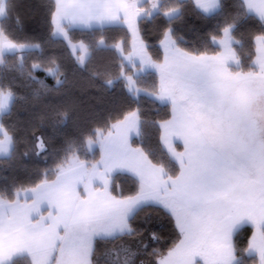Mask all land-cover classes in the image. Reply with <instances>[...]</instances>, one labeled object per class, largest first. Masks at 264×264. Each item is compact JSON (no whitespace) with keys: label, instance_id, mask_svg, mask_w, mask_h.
Segmentation results:
<instances>
[{"label":"snow or ice","instance_id":"obj_1","mask_svg":"<svg viewBox=\"0 0 264 264\" xmlns=\"http://www.w3.org/2000/svg\"><path fill=\"white\" fill-rule=\"evenodd\" d=\"M197 6L208 13L219 7V0H198ZM242 7L254 10L264 27V0H244ZM49 11L52 34L65 39L73 26L103 27L119 19L117 0H55ZM5 16V0H0V18ZM6 31L0 25V50L32 47L13 43ZM172 31L166 29L162 36L163 63L151 59L146 45L135 46L121 59L132 63L138 57L140 68L133 76L121 72L118 77L130 95L143 94L170 106L169 118L149 120L137 105L106 132L95 130L85 141L86 146L99 143V161L81 160L70 147L72 155L51 173L55 179L46 173L34 187L0 191V264L24 258H30V264H95L97 240L142 236L134 223L147 207L167 215L179 234L166 254L153 253L159 257L156 264H247L248 259L264 264V35L253 41L252 67L259 70L243 72L233 49L241 42L234 40L232 24L222 28L219 40L212 37L223 49L214 55L180 48ZM99 44H105L103 37ZM122 48L123 42L115 44L119 53ZM50 63L54 66L46 74L60 86L59 66ZM149 68L158 69L161 77L151 91L135 86V77ZM41 70L34 63L30 75ZM11 99L12 92L0 89V113L9 109ZM61 119L67 114L61 113ZM146 126L159 132L167 161L163 156L154 159L143 146H132L130 141L142 138ZM0 134V151L9 152L13 137L6 131ZM35 149L37 155L47 152L42 136L36 137ZM169 162L178 165V171ZM115 175H131L135 190L127 195L114 190ZM247 226L252 236L239 248L236 237ZM122 251L124 264H132L139 249L124 246Z\"/></svg>","mask_w":264,"mask_h":264},{"label":"trees","instance_id":"obj_2","mask_svg":"<svg viewBox=\"0 0 264 264\" xmlns=\"http://www.w3.org/2000/svg\"><path fill=\"white\" fill-rule=\"evenodd\" d=\"M161 1L153 16L138 22L141 40L154 62L163 61L160 44L166 29L173 30L172 36L180 48L214 55L220 48L212 42V37L219 40L222 28L232 24L233 38L241 42L233 45L240 60L238 70L256 71L252 67L255 58L253 41L256 36L264 35V27L260 19L242 7V0H221L220 9L213 15L201 12L193 0ZM54 4V0H7L6 16L0 21L7 29L5 35L13 43L39 45L4 55L0 65V89L13 93L11 108L2 116L1 125L14 140L11 155L0 157V191L14 193L18 188L34 187L45 179L46 173L48 179H55L51 173L66 155H72V151L81 160L99 161V143L86 146L85 141L95 130L106 132L109 125L137 105L149 120L162 121L170 115V106L155 103L143 94L130 95L124 80L118 78L121 72L129 77L134 74L133 68L123 63L115 49V44L123 42V51H130L132 34L129 29H69L70 41L85 44L90 53L86 62L80 64L66 41L52 36L49 8L52 6L54 10ZM177 9L179 11L173 17L167 16L168 12ZM102 37L105 39L103 46L99 44ZM52 60L59 66L58 78L63 81L60 86L56 85V78L45 71L54 66L50 63ZM34 63H39L42 70L30 75ZM135 78L136 87L148 91L158 87L160 82L154 71L142 72ZM61 113H66L67 119L62 120ZM143 132L142 138L132 140V146H143L154 159L163 156L167 161L159 132L149 126ZM37 136H42L47 145V152L39 155L35 149ZM70 147L72 151H69ZM178 150L182 151V147L178 146ZM169 163L174 172L178 171V165ZM118 186L127 195L135 190V181L130 175H115L113 189L118 190ZM134 227L141 230L142 236L97 240L95 264H124L127 259L122 251L124 246L134 252L139 249L131 258L132 264H156L159 257L153 253L166 254L179 238L170 218L156 208L142 209ZM252 232L253 229L247 226L238 234L236 244L239 248L247 246ZM153 233L155 238H152ZM140 241L147 245L146 249ZM17 264H30V259H20ZM247 264H258V260L248 259Z\"/></svg>","mask_w":264,"mask_h":264},{"label":"crops","instance_id":"obj_3","mask_svg":"<svg viewBox=\"0 0 264 264\" xmlns=\"http://www.w3.org/2000/svg\"><path fill=\"white\" fill-rule=\"evenodd\" d=\"M6 1L7 0H5V5H6ZM194 1V3H195V5H196V7L201 11V12H203V10L202 9H200L198 6H197V3H198V0H193ZM243 2H244V0H242ZM54 2H55V0H54ZM114 2H115V0H114ZM199 2H204V0H199ZM220 2H221V0H219V7H217V8H215V9H213L211 12H208V13H205V12H203L204 14H206V15H213V14H215V13H217L218 12V10L220 9ZM252 2L253 3H259V0H252ZM117 4H118V8H119V19L118 20H115L114 22H112L111 24H105V26H103V27H101L100 25H98V24H94V26L93 27H91V28H86V27H82V26H79V25H77V26H73L72 28L73 29H78V30H86V31H89V30H93V29H103V28H109V27H124V28H127V29H129L130 30V32H131V34H132V42H131V48H130V51L129 52H127V53H125L124 51H123V48H122V51H121V53H119V55L121 56V55H125V56H128V55H131L132 54V48L133 47H135V46H143L142 44H140V43H138L137 42V40H135V37H134V35H133V33H132V25H131V15L132 14H134V13H136V12H138V10H140L139 9V7H140V5H138V4H136V1H134L133 3H129L127 0H117ZM251 15H253V16H255V17H257L258 19H259V16H258V14L253 10V11H248ZM154 15V14H153ZM149 18V17H148ZM3 18H0V21L2 20ZM141 19H139V21H140ZM138 21V22H139ZM71 29V28H70ZM69 30V29H68ZM62 36H60V38H61ZM64 38V37H63ZM141 38V37H140ZM142 41V40H141ZM143 42V41H142ZM144 43V42H143ZM145 44V43H144ZM146 45V44H145ZM147 46V45H146ZM160 47H161V49H162V51H163V54H164V58H163V61L161 62V63H163L164 62V59H165V56H166V49H165V47H164V44L161 42V44H160ZM147 50V49H146ZM221 51H222V49H221ZM17 52H20L19 50H17V51H15V52H11V51H7V50H0V65L2 64V62H3V58H4V55H6V54H14V53H17ZM148 52V51H147ZM221 53V52H220ZM256 60V56H255V58H254V61ZM133 62H135V63H133ZM133 62L132 63H129V62H127V61H123V63L125 64V65H128V67H131V68H133L134 66H136V67H138V66H140V60H139V58L138 57H136L134 60H133ZM156 63V62H155ZM254 63V62H253ZM135 64V65H134ZM233 67H235V66H233ZM133 70H134V68H133ZM259 69H258V66L256 67V71H258ZM147 71H155L157 74H158V76H159V79L161 78L160 77V73H159V71L157 70V69H152V68H149ZM146 72V71H145ZM11 103H12V101H10ZM10 102H9V109L6 111V112H4V113H7L9 110H10V107H11V104H10ZM134 139V138H133ZM132 139V140H133ZM132 140L130 141L131 143H132ZM178 146H180V147H182V145H179V144H177V150H178ZM182 150H183V148H182ZM179 151V150H178ZM101 159V158H100ZM131 176V175H130ZM23 202V201H22ZM30 202V201H29ZM46 214V213H45ZM30 259V258H29Z\"/></svg>","mask_w":264,"mask_h":264},{"label":"rangeland","instance_id":"obj_4","mask_svg":"<svg viewBox=\"0 0 264 264\" xmlns=\"http://www.w3.org/2000/svg\"><path fill=\"white\" fill-rule=\"evenodd\" d=\"M129 3H133L134 1H136V4L140 5L138 12L134 13L131 15V29H132V33L135 37V40H137L138 43L142 44L143 46L145 45L140 38V34H139V28H138V21L139 19L142 18H146V17H151L153 16V14H155L158 10H159V6L161 5V0H127ZM177 13V11L172 10L170 12L167 13V16L169 18L173 17L175 14ZM54 38H60L57 36L52 35ZM61 39L65 40L66 43L68 44V47L70 48V50L72 51V53L76 56V58L79 60L80 64H84L86 62V60L89 57V51L88 48L85 44L83 43H73L72 41H70V38L65 39L63 37H61ZM83 44L85 47L83 49L79 48V47H74L76 45H81ZM215 45L217 46V44L215 43ZM234 45V44H233ZM32 47L29 48H35V45H31ZM165 47V46H164ZM29 48H27L26 50H28ZM220 48V52L223 51V49L221 47ZM166 49V47H165ZM222 49V51H221ZM19 50V49H17ZM25 50V51H26ZM21 52V51H20ZM220 52H218L217 54H219ZM148 53V52H147ZM236 53V52H235ZM149 54V53H148ZM81 57H83V60L81 61ZM237 57V54H236ZM238 58V57H237ZM135 59V58H134ZM133 59V60H134ZM239 59V58H238ZM135 63V62H133ZM135 65V64H134ZM234 66V65H233ZM134 68V72H136L139 68H137L136 66L133 67ZM155 69V68H152ZM158 70V69H157ZM155 72V71H154ZM136 79V78H135ZM136 86V85H135ZM134 95V94H132ZM10 101L13 102V99H11ZM10 104L12 105V103L10 102ZM11 108V107H10ZM9 112V111H8ZM7 112V113H8ZM6 113H0V125H1V119L2 116L5 115ZM4 129L0 128V132H3ZM4 136L2 134H0V141H3ZM12 149L9 152H3L0 151V157L1 158H6L9 157L11 155ZM251 227V226H250Z\"/></svg>","mask_w":264,"mask_h":264},{"label":"water","instance_id":"obj_5","mask_svg":"<svg viewBox=\"0 0 264 264\" xmlns=\"http://www.w3.org/2000/svg\"><path fill=\"white\" fill-rule=\"evenodd\" d=\"M118 190H121L120 186H118Z\"/></svg>","mask_w":264,"mask_h":264}]
</instances>
